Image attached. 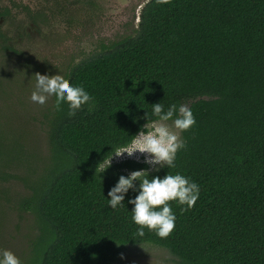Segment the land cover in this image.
<instances>
[{"label": "trees", "instance_id": "obj_1", "mask_svg": "<svg viewBox=\"0 0 264 264\" xmlns=\"http://www.w3.org/2000/svg\"><path fill=\"white\" fill-rule=\"evenodd\" d=\"M63 77L94 105L70 116L49 98L40 157L26 146L34 131L19 124L9 147L0 141V200L9 201L6 181L19 177L27 190L19 209L36 227L24 264H115L126 245L142 243L164 248L178 264H264V0H147L133 32ZM158 101L187 105L195 117L181 134L175 168L152 171L125 158L95 173ZM138 169L149 178L180 172L199 185L190 209L169 202L176 219L166 238L136 234L131 189L125 208L107 205L117 178Z\"/></svg>", "mask_w": 264, "mask_h": 264}, {"label": "rangeland", "instance_id": "obj_2", "mask_svg": "<svg viewBox=\"0 0 264 264\" xmlns=\"http://www.w3.org/2000/svg\"><path fill=\"white\" fill-rule=\"evenodd\" d=\"M146 1L95 0L96 5L93 7L82 4L86 9L78 6L75 12L71 10L62 16L59 24L53 25L45 32V36L34 34L32 31L30 48L21 50L23 56L19 61L14 59L11 65H0V72H5L4 76H0L2 145L9 147L10 141L14 139V126L19 124L34 131L30 143L26 146L40 157L44 152V140L40 131L43 128L42 114L49 99L44 105H38L29 99L35 82L33 74L39 72L51 75L58 72L63 76L72 64L96 52L102 44H108L126 33L133 32L139 11ZM40 37H45V44L39 41ZM19 134L21 138L25 133ZM142 155V153H134L132 156L121 154L117 157L114 154L111 161H120L129 157L139 161ZM10 172L21 177L19 171L10 170ZM16 179L6 181V184L12 187L9 201L0 200V248L11 250L20 258L21 264H24L23 258L28 251V241L36 233V227L32 216L27 211L19 209L17 200L20 195L26 194L27 190L21 179L19 177ZM115 264L178 263L164 248L142 243L126 245L122 249L120 260Z\"/></svg>", "mask_w": 264, "mask_h": 264}, {"label": "clouds", "instance_id": "obj_3", "mask_svg": "<svg viewBox=\"0 0 264 264\" xmlns=\"http://www.w3.org/2000/svg\"><path fill=\"white\" fill-rule=\"evenodd\" d=\"M160 2L165 3L166 0ZM33 75L35 82L29 99L38 105H44L49 98H54L56 108L59 110L61 105H65L71 116L82 106L91 108L95 103L94 97L84 87L71 84L58 72L51 75L37 72ZM143 118L146 123L131 136L129 143L104 156L95 166V173L102 172L110 165L113 154L119 157L121 154L132 156L142 153L139 161L148 164L152 171L164 167L175 168L177 151L185 146L181 134L195 124L192 109L184 104H170L165 108L158 101L151 104L150 112L144 111ZM136 119L133 117L134 121ZM129 189L136 193L127 201L132 205L131 220L137 225L136 234L142 236L147 229L160 238L169 236L175 226L176 217L169 202L183 206L182 210L190 209L200 193L199 185L180 172H166L163 176L153 175L149 178L147 169H138L117 178L107 192V205L114 210L125 208L124 197ZM0 264H21V260L11 250L0 248Z\"/></svg>", "mask_w": 264, "mask_h": 264}, {"label": "flooded vegetation", "instance_id": "obj_4", "mask_svg": "<svg viewBox=\"0 0 264 264\" xmlns=\"http://www.w3.org/2000/svg\"><path fill=\"white\" fill-rule=\"evenodd\" d=\"M82 4L96 5L95 0H0V65L19 61L21 50L30 48L32 31L45 36L71 10L75 12L78 6L86 9ZM39 41L45 44V37Z\"/></svg>", "mask_w": 264, "mask_h": 264}]
</instances>
